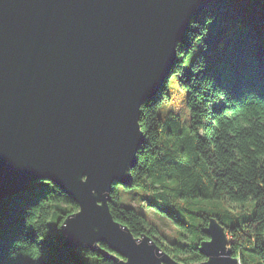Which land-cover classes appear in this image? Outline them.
<instances>
[{
    "label": "water",
    "instance_id": "obj_1",
    "mask_svg": "<svg viewBox=\"0 0 264 264\" xmlns=\"http://www.w3.org/2000/svg\"><path fill=\"white\" fill-rule=\"evenodd\" d=\"M209 1L0 0V198L52 178L83 207L61 231L67 247L155 264L151 236L137 247L96 202L111 182H129L143 142L137 106L162 87L176 42Z\"/></svg>",
    "mask_w": 264,
    "mask_h": 264
},
{
    "label": "clouds",
    "instance_id": "obj_2",
    "mask_svg": "<svg viewBox=\"0 0 264 264\" xmlns=\"http://www.w3.org/2000/svg\"><path fill=\"white\" fill-rule=\"evenodd\" d=\"M213 19L209 12L203 25L189 23L190 46L176 42V62L163 86L137 106L135 125L143 142L127 168L129 182H111L96 205H106L111 221L131 238L144 229L168 245L178 242L183 248L180 264H213V259L215 264H264V96L245 90L234 97L214 76L204 75L207 60L197 54L208 51L205 40ZM216 106L222 107L217 111ZM80 180L86 183L88 176ZM39 183L50 191L25 209L24 231L11 242L6 261L40 264L51 226L60 232L82 214V205L52 179ZM91 193L95 196L96 189ZM156 205H166L176 215L161 216ZM194 208L202 209L198 224L186 222ZM150 211L167 227L150 220ZM29 229L34 238L25 235ZM133 241L137 247L145 244L139 235ZM213 244L212 255L206 254L205 246ZM101 245L106 244L97 240L93 246ZM146 246H154L155 264H167L164 249L151 239ZM79 252L88 264H97L98 253L85 248Z\"/></svg>",
    "mask_w": 264,
    "mask_h": 264
},
{
    "label": "trees",
    "instance_id": "obj_3",
    "mask_svg": "<svg viewBox=\"0 0 264 264\" xmlns=\"http://www.w3.org/2000/svg\"><path fill=\"white\" fill-rule=\"evenodd\" d=\"M209 12L214 19L205 40L208 51L204 52L201 49L197 54V58L200 55L206 57L207 68L204 75L214 76L217 84L227 88L234 97L238 98L245 90L256 91L264 96V0H212L207 2L191 21L198 20L203 25L204 16ZM190 30L188 25L181 41L186 47L190 46L186 38ZM221 46H223L222 50ZM188 63H191V58ZM185 75L190 77L191 73L186 70ZM221 107L216 106V110L219 111ZM40 179L31 182L25 190L11 192L0 198V264H30L23 260L6 261V258L11 242L16 239L17 233L24 231L25 209L50 191L46 185L39 183ZM52 180L59 186L54 179ZM156 209L171 219H173L172 215H176L175 212L169 213L166 205H156ZM201 215L202 209L198 216ZM59 219L58 217L57 220ZM123 224L131 230L127 223ZM51 229L42 245L45 255L40 264H88L79 252V249L85 247H67L61 231L57 232L55 225H52ZM144 233L151 236L175 259L181 260L183 248L178 242L168 245L156 235L157 233L145 232L144 229L133 234L141 236ZM25 235L34 238V233L30 229ZM101 246L107 248V245ZM96 253H98L97 264H117L110 257Z\"/></svg>",
    "mask_w": 264,
    "mask_h": 264
},
{
    "label": "rangeland",
    "instance_id": "obj_4",
    "mask_svg": "<svg viewBox=\"0 0 264 264\" xmlns=\"http://www.w3.org/2000/svg\"><path fill=\"white\" fill-rule=\"evenodd\" d=\"M46 169L43 168V169H39L38 170V173H46ZM157 212L160 213L161 216H167L165 213L163 212H160L159 210L156 209ZM201 212V209L200 208H194L193 210H191V214L187 216L186 218V222L187 221H191L193 224H196L198 223V218L200 216H198V214ZM148 217L150 220L154 221L161 229H164L166 228L167 226L165 224H163L151 211L147 213ZM177 215L181 216L183 218L184 214L183 213H177ZM169 219H171L169 216H168ZM173 223L174 220H173ZM158 237H160L159 234H156ZM164 243H166V241H163Z\"/></svg>",
    "mask_w": 264,
    "mask_h": 264
}]
</instances>
